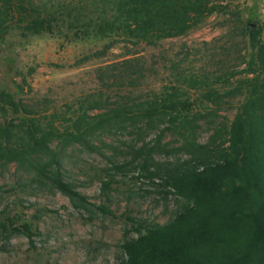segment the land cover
<instances>
[{
	"label": "trees",
	"instance_id": "16d2710c",
	"mask_svg": "<svg viewBox=\"0 0 264 264\" xmlns=\"http://www.w3.org/2000/svg\"><path fill=\"white\" fill-rule=\"evenodd\" d=\"M221 8L212 0H0V40L12 30L26 36L65 26L76 40L115 35L154 45L186 35ZM248 26L258 73L223 96L208 90L215 108L205 113L192 116L187 101L154 96L129 108L80 115L62 130L2 94L0 166L17 167L16 186L61 193L86 211L94 205L69 177L84 170V154L107 160L98 177L105 192L119 173L140 171L158 180L166 206L173 198L175 211L164 224L129 218L118 264H264V22ZM236 96L244 101L231 123H219L207 141H199V122L217 123L225 98ZM168 132L179 136V147L162 143ZM121 133L128 134L124 141L109 143ZM158 155L180 157L161 161ZM14 231L30 235L31 225Z\"/></svg>",
	"mask_w": 264,
	"mask_h": 264
},
{
	"label": "rangeland",
	"instance_id": "374dc122",
	"mask_svg": "<svg viewBox=\"0 0 264 264\" xmlns=\"http://www.w3.org/2000/svg\"><path fill=\"white\" fill-rule=\"evenodd\" d=\"M212 1L222 7L219 12L186 35L154 45L115 35L76 40L65 26L50 34L26 36L12 30L0 40V122L2 94L36 109L45 125L62 130L80 115L129 108L154 96L187 101L192 116L214 109L206 97L208 90L223 96L258 73L248 24L262 25L264 0ZM225 100L217 123L199 122V141H207L219 123L230 124L244 96ZM126 137L121 133L109 143ZM154 138L155 134L148 139ZM162 143L179 147L181 142L168 132ZM83 157L84 170L74 169L69 177L94 205L90 211L61 193L16 186L21 177L17 167L0 166V264H118L125 232L132 227L129 218L160 224L170 220L174 199L167 207L155 185L158 180L153 183L140 171L119 173L105 192L98 177L109 166L107 160ZM156 157L171 161L180 156ZM101 206L110 213H102ZM24 225H31L30 235L14 231L19 227L23 232ZM136 236L131 231L130 237Z\"/></svg>",
	"mask_w": 264,
	"mask_h": 264
}]
</instances>
